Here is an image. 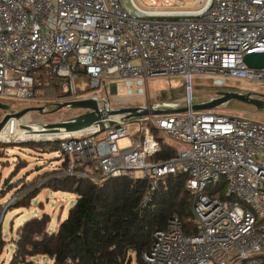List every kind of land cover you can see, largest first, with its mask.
Listing matches in <instances>:
<instances>
[{"label": "built area", "instance_id": "built-area-1", "mask_svg": "<svg viewBox=\"0 0 264 264\" xmlns=\"http://www.w3.org/2000/svg\"><path fill=\"white\" fill-rule=\"evenodd\" d=\"M253 53H264V0H0V103L27 101L44 112L95 100L104 126L10 141L57 143L66 178L145 182L142 207L167 178L186 175L194 233L172 216L153 233L146 264H264V121L193 110L195 79L215 88L264 84V69L245 63ZM173 77L184 80L186 95L147 103L149 82ZM118 81L128 88L123 98ZM134 108L187 111L121 113ZM83 111L67 120L91 112ZM20 125L11 127L33 124ZM121 140L130 146L121 149ZM163 148L172 154L159 158Z\"/></svg>", "mask_w": 264, "mask_h": 264}, {"label": "trees", "instance_id": "trees-1", "mask_svg": "<svg viewBox=\"0 0 264 264\" xmlns=\"http://www.w3.org/2000/svg\"><path fill=\"white\" fill-rule=\"evenodd\" d=\"M47 82L53 91L58 89L55 80ZM56 149L59 151V146ZM170 154L163 148L159 158ZM146 188L147 183L127 177L108 179L101 186L84 179L52 177L42 187L30 189L16 208H28L42 189L69 192L78 198L55 232H49L51 218L47 214L28 220L19 229L10 264L37 256L53 264H146L144 255L153 246V233L165 230L172 216L181 219L187 234L195 230L193 196L186 189V175L167 178L152 202L142 207ZM0 236L3 245L2 226Z\"/></svg>", "mask_w": 264, "mask_h": 264}, {"label": "rangeland", "instance_id": "rangeland-1", "mask_svg": "<svg viewBox=\"0 0 264 264\" xmlns=\"http://www.w3.org/2000/svg\"><path fill=\"white\" fill-rule=\"evenodd\" d=\"M123 4L130 13L140 16L133 9L130 2L126 1ZM133 64L139 65L140 62L134 61ZM117 87V96L123 98L128 88L123 81H118ZM78 88L85 90L86 84L83 82L79 84ZM131 89L136 95L138 87L135 82H133ZM186 92L187 85L181 77L153 79L147 86V103L182 99L186 95ZM219 92H231L242 95L253 93L264 96V84L251 80L238 84L235 80H230L227 88H215L205 79H195L193 82L195 105H201L216 99ZM134 100L137 103H141L136 98ZM252 100L255 101V104L233 100L223 105L217 111L235 116H250L255 120L264 121V99L253 97ZM5 105L9 106V109L6 111L0 109V124L8 114L35 107L27 101L19 100H7ZM51 112L48 110L43 113L32 112L20 121H23V123L27 121L30 124L38 126L57 124L66 121L69 117L80 115L84 111L81 109L64 108L59 112ZM133 128L137 129V124L129 126V129ZM11 136L12 138L10 139L6 137H4L6 139L1 138L3 142L0 143V218L3 219L2 237L4 242L0 254V264L11 263L16 252L19 229L28 220L35 217L41 218L47 214L51 218L49 232H55L60 223L68 217L70 209L78 198L73 193L42 189L40 194L32 200L28 208H16L15 204L23 200L30 189L42 187L52 177H66H63L65 166L62 163L61 153L56 149L58 147L57 143L45 141L14 145V142L10 140L16 139L19 135L13 133ZM38 136L49 135L38 134ZM129 146L130 142L128 140H121L119 142L121 149ZM78 166L81 165L78 164ZM7 182L11 185L9 188L7 187ZM25 186H28V188L24 189ZM15 197L16 199H13ZM21 260L24 261H20L21 263L19 264H53L51 260L42 256Z\"/></svg>", "mask_w": 264, "mask_h": 264}, {"label": "water", "instance_id": "water-1", "mask_svg": "<svg viewBox=\"0 0 264 264\" xmlns=\"http://www.w3.org/2000/svg\"><path fill=\"white\" fill-rule=\"evenodd\" d=\"M245 63L247 64L249 68H252V69H264V53H253V54L247 55L245 57ZM217 96L218 97L216 99H213L201 105L194 106L193 110L196 112L212 111V110L220 109L223 105H226L233 100H239L242 102H251L253 97H259V98L264 99L263 95H257L253 93H250L248 95H242V94L231 93V92H222V93H218ZM64 108L90 110L91 112L87 114H83L75 118H72V119H69V120H66L61 123L39 126L37 130H34L31 126H23L17 129H6L4 127L8 119L12 117L21 118L24 115H27L32 112H43V108H37V107L26 108L22 110L21 112H18L17 114H14V115L8 114L4 118V120L0 124V135L3 133L9 134V135L13 133H17V134L18 133H22V134H29V133L61 134V133H70L74 131L84 130L93 125H100L102 129L101 131L102 132L104 131V126L101 122V118H100V114L98 110L99 107L95 100H86V101L73 102V103H60L56 106V108L51 113L59 112ZM0 109L6 111L9 109V106L0 103ZM186 111L187 109H180L177 111H174V110L149 111L146 108H134L130 110H123L121 113L132 112L133 115L148 116L150 114L166 115V114H173V113H185ZM32 131H38V132H32ZM24 143L25 144L30 143V141L14 142V145H18V144L22 145Z\"/></svg>", "mask_w": 264, "mask_h": 264}, {"label": "bare ground", "instance_id": "bare-ground-1", "mask_svg": "<svg viewBox=\"0 0 264 264\" xmlns=\"http://www.w3.org/2000/svg\"><path fill=\"white\" fill-rule=\"evenodd\" d=\"M253 104H255V101H251ZM260 106H262V105H260ZM237 108V107H236ZM21 119H19V118H17V117H12V118H10V119H8V121L5 123V125H7V127H6V129H17V128H20V124H22L23 123V121H20ZM11 125H20V126H14V127H11ZM34 130H37V128L39 127L38 125H32L31 126ZM32 132H38V131H32ZM22 135V133H18V135ZM35 134H42V133H29V138H31V137H34V136H37V135H35ZM42 135H49V136H40L41 138H49V137H51V136H59V135H57V134H52V135H50V134H48V133H45V134H42ZM4 137H6L7 139H10V138H12V136L11 135H9V134H6V133H3V134H1L0 135V140H2L1 138H3V139H6V138H4Z\"/></svg>", "mask_w": 264, "mask_h": 264}, {"label": "flooded vegetation", "instance_id": "flooded-vegetation-1", "mask_svg": "<svg viewBox=\"0 0 264 264\" xmlns=\"http://www.w3.org/2000/svg\"><path fill=\"white\" fill-rule=\"evenodd\" d=\"M219 93H222V92H219Z\"/></svg>", "mask_w": 264, "mask_h": 264}]
</instances>
